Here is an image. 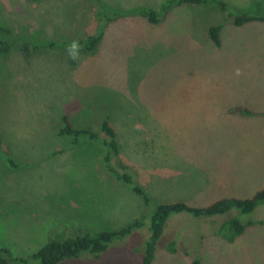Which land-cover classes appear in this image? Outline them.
I'll list each match as a JSON object with an SVG mask.
<instances>
[{
  "label": "rangeland",
  "instance_id": "374dc122",
  "mask_svg": "<svg viewBox=\"0 0 264 264\" xmlns=\"http://www.w3.org/2000/svg\"><path fill=\"white\" fill-rule=\"evenodd\" d=\"M100 1L158 10L165 0ZM223 1L255 10L252 0ZM97 12L93 0H0L12 46L0 55V135L15 166L0 153V246L16 257L37 252L52 233L117 231L149 213L104 168L101 147L58 136L64 116L93 132L108 120L121 159L154 203L205 207L264 189V118L228 114L237 106L264 114V24H226L216 48L206 31L222 15L186 6L158 26L141 18L108 25L93 53L60 47L94 35ZM256 218L264 206L245 220ZM184 224H168L152 264H191V236L175 254L162 248L189 231ZM148 236L136 231L98 260L63 264H141L135 249ZM234 241L203 238V264H264V225Z\"/></svg>",
  "mask_w": 264,
  "mask_h": 264
},
{
  "label": "trees",
  "instance_id": "16d2710c",
  "mask_svg": "<svg viewBox=\"0 0 264 264\" xmlns=\"http://www.w3.org/2000/svg\"><path fill=\"white\" fill-rule=\"evenodd\" d=\"M93 1L98 8L96 33L84 39L67 41L60 47L73 53H93L99 47L108 25L119 20L141 18L149 25L158 26L163 24L174 10L186 6L209 7L222 15V22L209 27L206 31L209 41L216 48L221 47L220 31L226 24L234 28L264 24V0H252L255 10L235 8L223 0H165L158 10L145 6L116 10L109 8L100 0ZM258 10L261 12H256ZM10 33L9 29L0 25V34L4 36L0 39V55H8L11 52L12 46L8 41ZM228 114L264 118V114L240 106L229 108ZM61 122L58 136L70 139L72 145L91 144L101 147L104 153L102 159L104 168L117 182L129 187L148 208L149 213L117 231H100L93 235L77 236L52 233L45 245L25 258L16 257L9 248L0 246V264H63L77 260H98L117 244L127 240L134 232L143 229H146L149 236L143 242L142 248L135 249V252L141 254V264H152L155 253L165 237L168 224L176 219L184 221L189 231L179 229L174 238L162 248L169 254H175L181 245L180 238L189 235L192 244L184 254L193 256L191 264H203L199 253L200 241L203 238L216 237L232 244L248 228L264 225V219L245 220L264 206V189L257 191L250 199L223 198L205 207H193L181 201L154 203L138 183L136 171L121 159L117 132L108 120L101 122L98 132L74 128L66 116ZM2 144L3 139L0 135V153L4 155L6 165L15 168L13 160L2 152ZM220 219L222 221L218 222Z\"/></svg>",
  "mask_w": 264,
  "mask_h": 264
}]
</instances>
